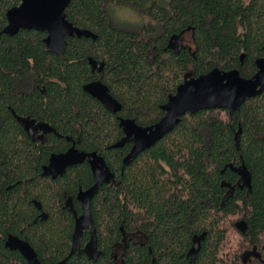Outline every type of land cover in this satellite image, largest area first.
I'll use <instances>...</instances> for the list:
<instances>
[{"label":"trees","instance_id":"trees-1","mask_svg":"<svg viewBox=\"0 0 264 264\" xmlns=\"http://www.w3.org/2000/svg\"><path fill=\"white\" fill-rule=\"evenodd\" d=\"M148 3L151 24L139 30L120 27L108 10ZM20 4L0 0V264H26L5 247L9 233L30 242L43 264H111L121 229L146 242L130 245L125 264H245L251 250L263 251L264 93L233 114L185 115L128 166L133 145L111 147L125 136L120 118L158 123L187 75L218 68L252 78L264 58V0H72L67 19L97 39L67 38L62 57L49 52L46 33L3 32L7 12ZM189 30L192 51L169 50L172 37ZM95 80L123 105L120 113L85 92ZM20 118L57 133L38 149ZM71 142L102 156L112 175L91 205L103 252L95 261L71 255L75 223L64 209L65 191L80 208L75 192L95 184L90 168L74 167L56 180L42 172Z\"/></svg>","mask_w":264,"mask_h":264},{"label":"water","instance_id":"water-1","mask_svg":"<svg viewBox=\"0 0 264 264\" xmlns=\"http://www.w3.org/2000/svg\"><path fill=\"white\" fill-rule=\"evenodd\" d=\"M72 0H21V4L7 12L8 25L3 30L5 34L14 36L20 30H34L46 33L44 42L49 51L62 57L67 45V38L97 39L93 32L76 27L66 16V9ZM170 40V48H174L175 40ZM245 56H241L243 63ZM257 73L252 78L242 77L239 70L223 71L214 69L199 77L187 75L169 100L163 111L165 116L155 125L143 127L133 119L120 118V126L124 131V138L111 148H123L132 144L130 153L124 158V165L128 166L141 153L151 149L159 141L170 134L187 114H197L204 110L227 109L230 114L235 113L249 99L264 93V58L257 60ZM90 96L98 100L104 108L112 114L123 110V105L110 93L106 84L101 80L93 81L84 86ZM90 159L96 183L86 191L79 193L78 199L82 204V214L77 217L75 233L72 239L71 255H74L81 245L84 230L90 226L95 240L96 228L91 205L95 195L106 184L112 181V175L105 159L97 152L86 153L73 146L67 153L53 155L50 165L44 168V175L57 178L65 173L68 167L82 164ZM6 247L19 249L29 264H42L37 253L29 243L15 237L9 238ZM59 264H67L63 261ZM193 264V263H192Z\"/></svg>","mask_w":264,"mask_h":264},{"label":"flooded vegetation","instance_id":"flooded-vegetation-1","mask_svg":"<svg viewBox=\"0 0 264 264\" xmlns=\"http://www.w3.org/2000/svg\"><path fill=\"white\" fill-rule=\"evenodd\" d=\"M149 8V7H148ZM41 33V32H40ZM193 31L189 30L187 32H185L184 34H179V35H175V36H179V38H177L175 40V47L174 48H170V44H169V50H172L174 51L175 53H180L182 50H185V49H188L189 51H192L193 47H194V42H193ZM47 36V34H46ZM188 36H189V39H188ZM46 38V37H45ZM49 50V49H48ZM50 52V51H49ZM95 69V67H94ZM97 81V80H95ZM93 82V81H92ZM91 83V82H90ZM11 109V108H10ZM12 110V109H11ZM15 115V114H14ZM16 116V115H15ZM18 118V117H17ZM19 122L21 124V126L23 127V129L27 132L28 135H30V137L36 142V145L38 147V149H41L42 146L48 142L50 136L52 134H54V132L56 131L55 129H53L49 124H47L46 122L44 121H37V120H34L33 118H20L19 119ZM57 133V132H55ZM71 141V139H68ZM73 146H75L76 149L80 150V151H83L81 149H79L76 144L73 142H71V145L63 152H59V153H52L49 158H48V161L47 163H45L43 166H42V172H43V175H44V168L48 165H50V161H51V158L53 155H60V154H65L67 153ZM93 153V152H91ZM90 159H87L84 163L82 164H78V165H74L72 167H68L65 171V173L61 176H58L57 178H52L51 176H46L44 175L45 177H48L52 180H56L58 179L59 177H63L67 171L69 169H72L74 167H78L80 165H84L86 164L89 168H90V171L94 177V174H93V171H92V168H91V165L89 163ZM94 180H95V177H94ZM95 183H96V180H95ZM95 185V184H94ZM93 185V186H94ZM89 188L87 189H79L77 192H75V195H76V201L80 204V208H76L75 206V202H74V199H73V196L74 194H68L67 191H65V197H66V200H65V203H64V209L67 210L69 213L72 214L73 216V220H74V223L76 225V219L77 217L81 216L82 214V204L81 202L79 201L78 199V196H79V193L81 191H86L88 190ZM96 196V195H95ZM33 204L35 205V207H37L40 212H41V216H44V211L42 210L41 206L38 205V202L36 200H33L32 201ZM79 210V211H78ZM92 212V211H91ZM94 219V218H93ZM95 222V221H94ZM95 228H96V235H95V240L92 241V238H93V234L91 232V227L88 226L84 232H83V235H82V238H81V245H80V248L78 249V251L74 254H84L88 259H91L93 261L97 260L98 258H100L102 255H103V252H102V249L99 247V243H98V230H97V225L95 223ZM122 230V233L123 235L125 236L123 240L119 241L118 243H116L112 249V259L110 261L111 264H125V258L127 256V251L130 247V245H141V246H144L146 244L145 240L144 239H141L140 237V234H138L137 232H133L131 234H126L124 229H121ZM74 233H75V227H74V232L72 234V239H73V236H74ZM11 237H15V238H18L20 240H23L27 243H29V245L35 250V252L37 253V256H38V252L36 250V248L30 243L28 242L27 240L21 238L20 236L18 235H15V234H12V233H9L6 240H5V247H6V243L7 241L9 240V238ZM87 238V241H85L83 243V240ZM72 239H71V247H70V252H71V249H72ZM9 251L11 252H14V253H17L19 256H21L24 261L26 262V264H29V262L26 260V258L21 254V252L19 251V249H10L8 247H6ZM72 255V256H74ZM71 256V255H70ZM69 256V257H70ZM38 259H39V256H38ZM68 259L69 258H66L65 260H62L61 262L63 261H67V264H68ZM40 260V259H39ZM41 262V261H40ZM60 262V263H61ZM42 263V262H41ZM43 264V263H42Z\"/></svg>","mask_w":264,"mask_h":264},{"label":"rangeland","instance_id":"rangeland-1","mask_svg":"<svg viewBox=\"0 0 264 264\" xmlns=\"http://www.w3.org/2000/svg\"><path fill=\"white\" fill-rule=\"evenodd\" d=\"M246 1L248 2L249 0ZM148 7H150L149 3L142 6L140 9L112 4L109 6L108 10L116 24L120 27L127 28L129 30H139L144 28L146 25L151 24V19L146 13V9ZM248 254L249 255L244 257L245 264H264V250H251Z\"/></svg>","mask_w":264,"mask_h":264}]
</instances>
